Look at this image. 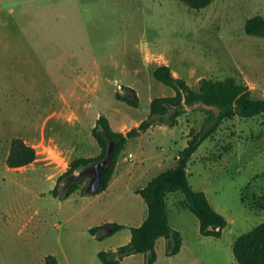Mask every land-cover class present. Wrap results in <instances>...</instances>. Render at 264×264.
Listing matches in <instances>:
<instances>
[{"label": "rangeland", "instance_id": "1", "mask_svg": "<svg viewBox=\"0 0 264 264\" xmlns=\"http://www.w3.org/2000/svg\"><path fill=\"white\" fill-rule=\"evenodd\" d=\"M254 16L264 18V0H212L201 10L182 0H0V264H101L100 251L126 245L146 205L134 194L143 181L124 180L125 169L145 168L146 180L173 167L203 127L200 109H217L185 107L175 126L153 125L129 140L101 193L63 198L58 178L75 158L99 156L91 136L99 116L125 133L148 118L153 98L174 95L152 77L157 66L194 90L200 79L232 77L264 99V39L244 33ZM124 87L135 91L137 107L115 99L129 96ZM13 138L35 151L31 164L7 167ZM186 172L227 226L218 239L201 236L183 194H167L168 222L183 245L168 257L158 239L153 264H238L233 242L264 222V114L223 121ZM104 224L124 227L90 234ZM146 260L133 254L120 264Z\"/></svg>", "mask_w": 264, "mask_h": 264}, {"label": "trees", "instance_id": "2", "mask_svg": "<svg viewBox=\"0 0 264 264\" xmlns=\"http://www.w3.org/2000/svg\"><path fill=\"white\" fill-rule=\"evenodd\" d=\"M182 2L192 10H201L212 0H182ZM244 33L264 39V18L254 16L247 19L244 23ZM152 77L172 89L174 95L153 98L149 103L148 118L125 133L113 131L108 120L104 116H99L91 130V136L100 148L99 156L75 158L69 163L65 173L58 178V183L64 182L67 176L77 170L103 159L107 143L111 141L114 143V150L104 173L103 188L99 192L101 193L107 188L120 154L129 140L139 137L153 125L175 126L177 120L186 114L185 107L201 105L217 109L218 112L215 115L210 110L200 109L205 115L203 127L196 134L190 133L186 147L177 155L175 165L153 177L144 187L134 190V194L146 205V217L139 226L129 227L130 239L126 245L114 251H100L97 254L101 264H120L124 258L133 254H145L147 260L144 264H153L156 259L155 244L160 238L165 240L166 256L172 257L180 252L181 235L169 225L167 218L165 197L169 193L181 192L183 194V206L198 220L201 236L220 238L222 230L227 226V221L211 207L204 192L195 191L189 185L187 164L198 146L212 136L223 121L234 117L252 118L264 114V99L253 98L250 90L237 83L232 77L217 81L200 79L197 90L188 86L183 79L174 77L166 65L157 66L152 71ZM123 89L129 93V96L116 92L115 99L137 107L138 97L135 91L129 87ZM34 159L35 151L32 148L26 146L19 138L11 140L6 158L8 168L25 167ZM84 180L66 189L63 198H68L77 190L85 195V187H80ZM58 183L51 190V195L54 197L57 196ZM109 226L113 230L107 235L124 227L118 224H104L91 228L89 232L95 235L99 230ZM232 256L238 264H264V222L235 239L232 244Z\"/></svg>", "mask_w": 264, "mask_h": 264}, {"label": "water", "instance_id": "3", "mask_svg": "<svg viewBox=\"0 0 264 264\" xmlns=\"http://www.w3.org/2000/svg\"><path fill=\"white\" fill-rule=\"evenodd\" d=\"M114 150V143L109 141L107 143L106 153L103 159L94 162L86 167H83L76 172L67 176L63 182V188L66 190L72 184L87 179V184L84 188V194L91 196L99 193L104 184V173L109 165Z\"/></svg>", "mask_w": 264, "mask_h": 264}, {"label": "crops", "instance_id": "4", "mask_svg": "<svg viewBox=\"0 0 264 264\" xmlns=\"http://www.w3.org/2000/svg\"><path fill=\"white\" fill-rule=\"evenodd\" d=\"M139 152H141V155L142 154H144V153H142V151L140 150ZM128 156L129 157H133L134 156V154H131V153H129L128 154ZM142 161V160H141ZM175 162H176V160H175ZM164 163V159L163 158H160V159H158V160H156V162L153 164V166H155V167H161V165ZM142 169L140 170V171H134V170H132L131 168H127V169H125V171H124V180H126V179H129V180H133V179H136L138 182H140V181H143V184H142V187H144L153 177H155V176H153L152 178H146V180H145V168H143V167H141ZM161 173V172H160ZM158 175V174H157ZM149 179V180H148ZM142 187H138V188H136V189H139V188H142ZM166 198V197H165ZM207 200H208V198H207ZM208 202H209V200H208ZM210 204V203H209ZM212 207V206H211ZM144 208V207H143ZM146 213H147V210H146ZM145 217H146V215L145 216H143L142 217V220H141V223H142V221L145 219ZM168 218V217H167ZM197 222H198V220H197ZM140 223V224H141ZM139 224V225H140ZM198 226H199V223H198ZM174 229V228H173ZM179 231V233H180V235H181V238H182V245H183V236H182V232L180 231V230H178ZM181 248H182V246H181ZM180 251H181V249H180ZM180 253V252H179ZM178 253V254H179ZM177 254V255H178ZM195 261H196V259H195ZM198 263H200L199 261H197Z\"/></svg>", "mask_w": 264, "mask_h": 264}]
</instances>
